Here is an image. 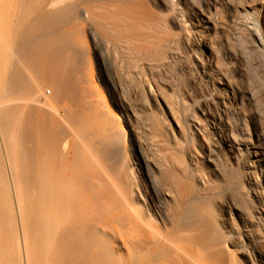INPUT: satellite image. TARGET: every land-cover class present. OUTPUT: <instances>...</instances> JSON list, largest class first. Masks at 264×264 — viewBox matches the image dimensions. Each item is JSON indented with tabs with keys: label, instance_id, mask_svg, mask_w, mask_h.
<instances>
[{
	"label": "rangeland",
	"instance_id": "1",
	"mask_svg": "<svg viewBox=\"0 0 264 264\" xmlns=\"http://www.w3.org/2000/svg\"><path fill=\"white\" fill-rule=\"evenodd\" d=\"M142 1L95 12L87 24L71 13L49 30L82 54L79 106H64L107 145L125 191L146 199L150 179L161 191L180 190L182 205L204 200L236 250L220 264H264V49L236 24L243 9L260 17L262 1ZM206 17L214 29L203 28ZM4 63L0 52V73ZM46 84L39 90L59 106ZM0 156L6 163L1 144Z\"/></svg>",
	"mask_w": 264,
	"mask_h": 264
},
{
	"label": "bare ground",
	"instance_id": "2",
	"mask_svg": "<svg viewBox=\"0 0 264 264\" xmlns=\"http://www.w3.org/2000/svg\"><path fill=\"white\" fill-rule=\"evenodd\" d=\"M138 1L0 0V264H220L236 252L204 200L182 205L180 190L161 191L150 179L146 199L125 191L107 145L64 106L77 105L82 54L49 30L71 13L87 24L95 12L127 11ZM243 12L236 24L264 49V9L258 18ZM202 24L215 27L207 17ZM46 83L59 106L39 90Z\"/></svg>",
	"mask_w": 264,
	"mask_h": 264
}]
</instances>
